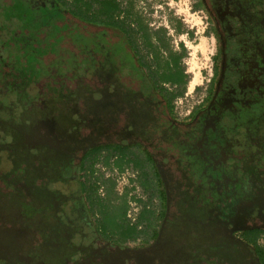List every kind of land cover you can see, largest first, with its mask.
I'll return each instance as SVG.
<instances>
[{
	"label": "flooded vegetation",
	"instance_id": "1",
	"mask_svg": "<svg viewBox=\"0 0 264 264\" xmlns=\"http://www.w3.org/2000/svg\"><path fill=\"white\" fill-rule=\"evenodd\" d=\"M8 2L12 8L13 4H18L16 10H19L20 22L16 33L20 29L26 38L22 37L24 44L18 42L16 47L24 54H27L26 50L35 51L28 45H35L37 51L44 47L40 46L41 43L46 44L33 32H45L44 40L50 43V27L59 28L56 21L68 17L58 8L54 17H48L49 0ZM197 4L212 27L215 56L207 93L187 115L186 123L173 119L171 113L163 110L161 101L145 99L137 92L131 93L136 91V87L116 69L115 57H112L113 63L100 57L93 69L87 66L85 71L88 76L105 81L101 90H95L97 94H104L108 87L111 89V96L102 99L101 103L95 102L96 106L90 113L88 121L94 126L91 132L93 143L106 138L111 143L126 140L128 145L139 147L143 156L152 160L162 182L170 212L151 248L127 249L96 233L86 205L77 194L79 165L91 147L80 139V132L86 136L89 134L83 132L82 124L77 140L72 138L66 142L62 136L66 126L61 122L68 121V117L60 118L59 124L53 114H40L41 105L50 109L45 103L58 101L45 98V94L38 90L35 101L41 102L36 105L38 108L26 104L28 108L20 118H32L29 132L32 140L39 142L35 137L37 128L44 132L43 126L40 129L41 124L47 122L49 125L46 127L50 131L45 135L46 139H43L45 133L40 134L45 150L37 146L39 152L35 161H27L29 166H24L20 179L30 182L32 190L29 191L43 193L37 197L39 208L54 209L50 221L55 231L50 235L53 236L50 242L64 246L63 253L66 255L58 257L60 264H175L182 256L189 263L203 264L217 256V252L209 251L214 247L222 249L225 259L236 258L237 264H257L243 234L264 228V0H197ZM36 25L38 27L35 28ZM76 27L84 31L77 35L79 42H73L81 57L85 55L83 50H87L83 46L84 36L87 41L110 44L111 40L107 42L100 36L96 37L97 32L89 31L87 37L89 29L75 25L74 31ZM44 53L35 60L38 68L42 67ZM24 54L21 53L23 57L20 60H15V67L13 60L10 62L12 66L6 62L0 64V69L3 68L0 71V88L4 93L16 80L23 84L20 83L23 67L18 64L22 65ZM105 61L112 65L116 73L113 70L102 71L101 65ZM73 68L75 70V66ZM82 72L80 76H83ZM36 82L40 81L37 79ZM36 82L33 80V88ZM20 85L16 87L20 88ZM81 117L86 120V116ZM102 125L105 126L104 131L97 128ZM19 167L17 164L14 170ZM167 169L173 170L169 173ZM26 174L28 177L24 178ZM15 186L9 189L10 192L15 191ZM63 210L67 212L68 219L62 214ZM39 218L35 216L31 221ZM235 223L239 225L237 229L231 227ZM37 224L40 223L37 221ZM234 233L239 234L233 236ZM24 239L27 243L31 242L25 246L28 251L24 250L21 256L18 252L20 247L14 246L17 250L12 253L15 257L9 264H54L48 263L49 257L33 250V238ZM2 244L0 242L3 247Z\"/></svg>",
	"mask_w": 264,
	"mask_h": 264
},
{
	"label": "rangeland",
	"instance_id": "2",
	"mask_svg": "<svg viewBox=\"0 0 264 264\" xmlns=\"http://www.w3.org/2000/svg\"><path fill=\"white\" fill-rule=\"evenodd\" d=\"M132 2H134L136 10L148 26L151 25L153 30L165 31L162 32L165 52L167 54L181 55L180 67L184 70L188 82L183 95L176 99L186 98L187 108H185L184 111L186 109H189L190 112L193 111L206 95L209 80L213 73L215 39L213 37L212 27L210 26L205 12L198 7L197 0H132ZM16 6H18L17 3L13 4L12 8L8 0H0V64L6 62L7 65L12 66L10 62L13 60L14 67L16 64L15 60H20V58L23 57L21 53L24 54L23 50H21V52L18 50L16 44L18 42L24 44L23 39L26 38V36H23L22 30L19 29L16 33V29L19 27L20 22L17 14L19 10H16ZM8 18H11L10 22ZM70 21L72 22L68 17H65L61 21H56V24L60 26L52 30L50 43L44 40L45 32H33L34 36L37 35L36 37L44 43L46 41V44L42 45L41 43L40 46L44 47L42 49H37L39 53H37L35 45L34 47L28 45V48L35 49L36 54L32 53L25 55V60L23 59L21 61L22 65L18 64L25 68L22 69L21 72L25 74L26 77L20 82L25 84L20 85L16 80L12 85L8 86L5 93L0 88V188L7 191L4 192L0 189V242L8 244L12 253L17 250L14 246L20 247L18 252L22 256L24 250L26 252L28 251L25 246H29L31 243H27V239L24 238H33V246L35 247L33 250L40 251L42 256L49 257L48 263L54 264H60L61 261L58 257L66 254L63 253V244L53 246L50 242V237L53 238V236L50 235L55 231L52 225L53 223L50 221L54 209L51 210L49 207L46 209L43 206L39 208V205H37L39 202L37 197L43 193L35 194L29 191L32 190L30 182L27 179H20L24 164H28V159L25 157H27V154L29 156H35L37 154V145L35 146L36 143L32 140L33 137H31V134H24L23 131L19 130L21 120L18 118L21 117V112L28 108L26 104H35V102L32 101H36L37 90L39 93L45 94V98L50 97V99L54 98L58 101V104H56L57 108L60 106L59 102L62 101L66 105L64 106L66 109L65 111H72V109H74L76 112L80 111L82 116L88 111L90 114L91 106L94 105L92 108H95V102H102V100H99L101 96L97 94L98 92H95L93 94L95 95L94 102L91 103V96H85L84 93L92 90H101L105 85V81H98L96 77L88 76L85 72L86 67L88 66L90 70L93 69L97 63L96 60H100V57L104 59L109 56L108 61L112 62V55L115 54V51L112 49L114 48L116 51L120 49L110 44H98L97 40L87 41L86 36H84L83 46L87 50H82L88 57L85 55L81 57L76 47L77 45L68 41V37L72 38L73 33L78 35L79 32L84 31L79 27H76V31H74L75 29L70 30L71 32L68 31L64 27L70 26ZM36 27L38 26L36 25L35 28ZM89 34V30L86 31L87 37ZM18 39L22 40L20 41ZM52 41H55V43L53 44ZM109 51L112 52L109 53ZM43 52L45 53L42 57V67L38 68L37 66H33L34 61L38 60V56ZM34 54L36 55L35 57ZM126 56L127 55H125V59H127ZM28 66H30V68ZM73 66H75V70ZM2 70L3 68L0 69V71ZM81 70H83V76L79 75ZM37 79L40 82L37 83ZM31 80L32 82L33 80L36 82L34 88ZM16 85H20L21 87H16ZM68 96L70 99L64 100V97L67 98ZM72 96H75V99ZM103 100H105V97H103ZM49 103L51 104V102ZM47 104L48 102L45 103V105ZM171 115L173 119L178 122L186 123V118L176 116L173 110V104ZM45 125L49 124L46 122ZM29 126L32 127V125ZM25 151H27V153ZM136 151L140 152L139 156L143 157L141 150L137 149ZM18 161L22 165L20 164L21 166L19 169L15 171L14 169ZM103 161L104 160L101 159L100 163L95 167V169L97 168V170H99H95V176L103 175L104 178H108L109 175L114 174L112 173L114 171H116L118 175H121L125 174V169L132 168L131 165L124 163L117 167L119 164L114 162L111 163V160L109 162L110 166L105 167ZM154 170H156L154 164L146 165L145 167V171L150 177ZM167 170L170 173L173 169ZM7 171L9 172L7 173ZM10 173V176H6ZM3 174L6 175L3 176ZM27 177L28 174L24 176V178ZM130 184L132 183L130 182ZM134 184L142 190L146 201L144 203L149 205L148 208L153 210L154 218H156V223L153 224L147 237L143 235V239L147 242L144 248H151L154 246L161 233L164 221L166 220L165 218L169 216L170 208L169 205H167V201L163 202L164 205L161 204L162 197L159 192H162L163 186L160 187V189L156 187L144 191L139 180L136 179L133 182V185ZM14 186L15 191L10 192L9 189H12ZM141 207H143V205ZM65 210L62 211V214L68 219ZM35 216H39L40 218L31 221ZM37 221L40 224H37ZM57 224L60 225V221H58ZM39 230L41 231L38 232ZM153 230L157 234L155 239L150 238ZM238 234L239 233H234L233 236H238ZM36 240H38L39 243ZM54 242L56 241L54 240ZM257 245L264 249V236L258 239ZM37 257H41V255H37ZM148 262H150V260ZM211 264H213V262H211Z\"/></svg>",
	"mask_w": 264,
	"mask_h": 264
},
{
	"label": "trees",
	"instance_id": "3",
	"mask_svg": "<svg viewBox=\"0 0 264 264\" xmlns=\"http://www.w3.org/2000/svg\"><path fill=\"white\" fill-rule=\"evenodd\" d=\"M47 5L49 7L47 13L48 17H54L53 15L55 14V10L57 8L70 17V20H72L71 25L67 27L65 26L68 31L72 30L75 25H80L89 29L91 32H97L98 35H96V37L100 36V38L105 41L111 40V45L120 48L118 51L114 50V48L112 49L116 54L112 55V57H115L118 64V66H115L116 69L118 68L125 80L134 83L136 87V91H131V93L137 92L145 99H156L159 102L161 101L163 110L172 113L173 102L177 97L183 95L188 82L184 70L180 67L181 55H173L171 53L167 54L165 52L162 37V32L165 31L153 30L150 28L136 10L132 0H129L124 9L121 8L117 0H49ZM43 18L45 17L43 16ZM21 21H25V19H21ZM39 25H41V22H39ZM54 28L55 26L50 27L51 30ZM102 34H104V36ZM68 40L75 42L76 44L79 42L76 33H73L72 38L68 37ZM52 42L53 44L55 43V41ZM110 52L112 51H109V53ZM32 53L36 54L35 51ZM32 53H28L27 51V54L24 55ZM35 54L34 57L36 56ZM125 55H127V59H125ZM108 58L109 56L105 57V60H108ZM33 66L38 67V64L34 61ZM28 67L30 68V66ZM101 67L102 71L113 70L112 65L110 66V64H107V61L103 62ZM23 69L25 68L23 67ZM114 73H116V71H114ZM22 76L23 78L26 77L23 73ZM95 92L96 91L92 90L84 93L85 96H91V103L94 102L95 95L93 94ZM100 96L101 100L103 97H110L111 89L108 87L104 94L100 93ZM72 97L75 99V96ZM66 99L69 100L70 97H64V100ZM38 102L39 101L35 102V104H31L32 107L38 108L36 105L41 104V102ZM57 103L58 102H53L50 104L48 102L46 106L50 104L48 107H50L51 110L47 107L42 108L41 105L40 114L45 115L46 112L53 114L56 120L59 121V124L60 118H63V116H66V118L68 117V121L65 120L61 122L66 126L62 135L64 139L67 140L66 142H70L72 138L77 140L82 124L84 125V128L82 129L84 130L83 132L89 134L86 136L82 133V131L80 132L82 135L80 139H83V141L87 142L91 147L84 154L83 160L79 165L77 194L81 196L86 205L89 217L93 219V227L96 233L101 238L110 240L121 247H123V243L127 239L134 238L139 234H143L147 237V234L151 231L153 224L156 223L153 210H149L143 206V209L138 217V222L144 224V228L142 232H137L135 227L129 226L126 221V212L128 209L127 192L123 195H118L116 192V182L112 178H104L103 175L95 176V170H97L95 167L98 163H100V159L102 158L104 160L103 163L105 167L110 166L109 162L112 159H114V163L119 164L117 167H119L122 163L131 165L134 170L139 172L138 180L141 187L144 191H148L150 188L157 187L160 189V187L163 186L156 170L153 171L151 177L145 171L146 165H151L152 160L145 155L143 157L139 156L140 152L136 151L139 147L128 145L126 140L111 143L104 138L101 142L93 143L91 139V132L94 126L92 127V122L90 123L88 121L90 118L89 111L84 115L86 116V120H83L81 117L82 113L80 111L76 112L74 109H72V111H65V103L62 101L59 102L62 108L60 106L57 108ZM36 111L38 110L36 109ZM22 113L23 112H21V117ZM40 114L39 117L41 116ZM18 119L21 120L19 130L23 131L24 134H29V132H31V127L29 125L32 118H24L23 116V118ZM41 119L43 120L42 116ZM42 126L44 130L43 133H45L43 135V139H46L45 135H48L50 128L46 127L47 125H45V123L41 124L40 129H42ZM97 128H103L104 131L105 126L102 125ZM36 130L35 139L40 142V134L43 133L41 130H38V128ZM39 142H36L35 146H41L45 150V145H43L42 142ZM55 146L60 149L67 150V148L64 147H60L58 145ZM71 149L74 150V148ZM36 150L39 152L38 148ZM25 152L27 153V151ZM103 154L104 156L102 157ZM35 156H29L27 154V157L25 158L34 162ZM18 164L20 165L21 163L18 161ZM24 166L26 165L24 164ZM28 170L30 172L34 171L33 169ZM8 172L9 171H7V173ZM53 182H50L49 184H52ZM99 189H102V195L99 193ZM161 191L162 192H159L162 197L161 204L164 205L163 202L167 201V199L163 190ZM215 198L217 197L215 196ZM205 209L207 210L208 208ZM200 212L201 211H199V213ZM194 215L199 214L194 213ZM232 225V228L237 229L239 227L238 223ZM202 229L205 228L202 226ZM261 236H264V228L257 229L255 232L249 231L247 234H243L248 249L254 253L257 259V264H264V249L257 245V241ZM156 237L157 234L153 230L150 238L155 239ZM2 245L3 247L0 245V264H9L15 256L12 255L11 249L8 250L7 244ZM221 250L222 249L219 247L209 249V251L218 253L217 256L214 257L216 260L214 258H211V260L207 259L205 263L203 262V264H211V262H213V264H237L236 258L234 259L233 256L225 259L221 254ZM2 252L4 253L3 255ZM179 260H177L176 262H179L175 264H192L189 263L183 256L182 259L180 258Z\"/></svg>",
	"mask_w": 264,
	"mask_h": 264
},
{
	"label": "built area",
	"instance_id": "4",
	"mask_svg": "<svg viewBox=\"0 0 264 264\" xmlns=\"http://www.w3.org/2000/svg\"><path fill=\"white\" fill-rule=\"evenodd\" d=\"M117 2L120 4L121 8L124 9L127 6L129 0H117ZM149 26L150 28L152 27L151 25ZM185 108H187L186 98L175 99V101L173 102V110L177 117H187V115L190 113V110L186 109L184 111ZM103 156L104 154L102 155V157ZM113 161L114 159L111 160V162ZM112 173L114 174L109 175L108 178H112L117 182L116 192L118 193V195H123L127 192L128 209L126 212V221L128 225L135 227L137 232H142L144 224L138 222V217L143 209V207L141 206L143 205L147 209H149V205H146L144 203L146 201L145 195L143 194L142 190L135 184L133 185V182L136 179L138 180L139 172L137 170H134L133 168H130L125 169V174L118 175L116 171ZM130 182L132 184H130ZM99 193L102 195V189H99ZM146 243L147 242L143 239V234H139L134 238L127 239L123 243V247L127 249L139 250L144 248L146 246Z\"/></svg>",
	"mask_w": 264,
	"mask_h": 264
}]
</instances>
